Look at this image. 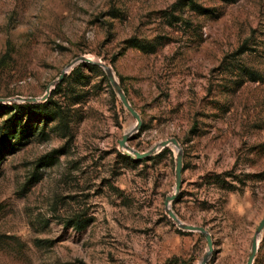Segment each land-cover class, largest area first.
<instances>
[{"label": "rangeland", "instance_id": "rangeland-1", "mask_svg": "<svg viewBox=\"0 0 264 264\" xmlns=\"http://www.w3.org/2000/svg\"><path fill=\"white\" fill-rule=\"evenodd\" d=\"M179 1L0 0V128L17 127L0 135V264H246L264 217V0ZM80 56L138 112L128 146L178 140L169 205L210 252L165 210L175 147L119 146L136 119L102 67L51 86Z\"/></svg>", "mask_w": 264, "mask_h": 264}, {"label": "water", "instance_id": "water-1", "mask_svg": "<svg viewBox=\"0 0 264 264\" xmlns=\"http://www.w3.org/2000/svg\"><path fill=\"white\" fill-rule=\"evenodd\" d=\"M77 62H87V63H91V64L98 65V66L102 67V69L104 70L114 92L119 97L121 103L127 109V111L136 119V125L134 126V128L131 131L123 134L122 138L118 142L119 146L124 149V151L127 155L134 156L137 160H141L143 158L150 156L153 152H155L159 148H163V147L168 146V145H173L175 147V149H176L175 189H174V192L170 196H167L165 201H164L165 210H166L167 214L169 215V217L177 224V226L179 228L184 229V230H188V231L200 232L205 237L207 244H208V249H209L208 252H210L212 249V240H211V237H210V234L208 233V231L202 226L190 225V224L182 222L177 217V215L172 211V209L170 208V205H169L170 201H172L175 198L176 193L178 192L180 185H181L182 156H183V154H182V149H181V146H180L178 140L176 138H168V139L162 140V141L154 144L151 148H149L147 151H144V152H139L137 150H134L133 148H131L130 146H128L126 144L127 140L130 138L132 132L137 130L140 127L141 119H140L138 112L130 104L126 94L124 93L120 83L116 79V76H115L114 72L112 71V69L110 68V66H108L107 64H105L101 61H95V60H93L89 57H85V56H80L78 58H75L68 65H66V67L61 71V73L57 77V79L54 82H52L51 86L58 83L59 81H61L62 78L64 77L65 73H66V70L68 68L72 67L73 65H75ZM51 86H49L47 88L45 94L41 97L42 100H45L48 97L49 92L52 88ZM2 100L3 99L0 98V101H2ZM15 100L26 101V102H36L38 99L33 98V97H29V98L17 97ZM263 228H264V217L260 220V222H259V224H258V226L254 232L253 239H252V250H251V253L249 254V257H248L246 264H252L253 263V259H254L255 253H256V249H257L258 236L262 232ZM208 254L209 253H207L203 256V259H202L200 264L206 263Z\"/></svg>", "mask_w": 264, "mask_h": 264}, {"label": "trees", "instance_id": "trees-1", "mask_svg": "<svg viewBox=\"0 0 264 264\" xmlns=\"http://www.w3.org/2000/svg\"><path fill=\"white\" fill-rule=\"evenodd\" d=\"M183 0L179 1L182 2ZM192 3V1H190ZM240 52V51H239ZM238 54V53H237ZM81 65H84L85 67H97L94 64H90V63H81ZM59 87V84L56 85L55 91L56 89ZM55 91H53V93H55ZM3 106L0 105V108H2ZM35 107H39L40 109V114H43L45 116H47L48 114L52 113V111H48L46 110V104H41V105H37ZM10 108V110H15V113L13 115H11V118L13 120H17L18 119V110L21 108L20 105L17 104H13L11 107H7ZM16 130L17 127L16 126H11L9 127L8 123L6 122L4 125H2V127L0 128V135L1 137L5 138V137H12L16 134Z\"/></svg>", "mask_w": 264, "mask_h": 264}]
</instances>
